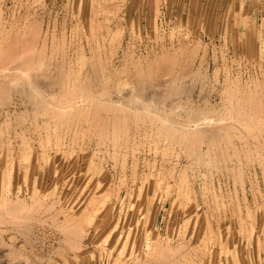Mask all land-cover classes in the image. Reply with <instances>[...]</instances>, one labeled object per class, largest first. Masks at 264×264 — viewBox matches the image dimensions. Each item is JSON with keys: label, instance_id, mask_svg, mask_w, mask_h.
Listing matches in <instances>:
<instances>
[{"label": "rangeland", "instance_id": "obj_1", "mask_svg": "<svg viewBox=\"0 0 264 264\" xmlns=\"http://www.w3.org/2000/svg\"><path fill=\"white\" fill-rule=\"evenodd\" d=\"M0 86V264H264V123L224 109L264 120V0H0ZM172 101L220 146L148 130Z\"/></svg>", "mask_w": 264, "mask_h": 264}, {"label": "bare ground", "instance_id": "obj_2", "mask_svg": "<svg viewBox=\"0 0 264 264\" xmlns=\"http://www.w3.org/2000/svg\"><path fill=\"white\" fill-rule=\"evenodd\" d=\"M74 83L73 80L72 81L68 80L64 83L63 88L66 89L72 87ZM224 91H225L224 93L226 94L229 100L228 105L224 109L230 112L231 109L230 97L234 96L236 97L237 103H239L238 105L240 107L242 108L247 107V105H249L251 108L254 107L253 109L254 114L251 117L252 123L256 124L257 126H260L264 123V120L261 117V112L263 111L262 99L259 98L257 93L255 94V91H253L250 87H244L243 90H241L239 87H236L234 89L230 87H226ZM241 94H243L242 97ZM178 103L177 105H175L174 102V106L170 104L169 107L172 106V108L170 107L171 109L169 113L165 117L161 118V120L160 118L158 119V117L155 116L157 114L156 111H154V109L152 108L153 107L152 103L144 104L143 109L145 111H148V113L149 112L153 113L152 115L149 113V115L151 116L149 119L150 120L149 125L151 127L148 130L154 131L155 128H160L163 122L169 125L166 130V133L168 135L166 137V142H168V145L179 144L182 147L185 146L186 149L188 148L190 149L192 147L193 149L192 151L199 156H203L217 149L220 146V141H218L220 130L218 129L210 130L209 128L205 129L202 126L210 125L212 123L213 116L215 114H218V111L210 106H206V107L203 106L204 108H202L193 105L192 106L188 105L187 106L188 108H186L184 107L185 105L183 106V104L181 103L178 104ZM180 117L181 119L182 118L183 119L179 120ZM259 134H261L260 131ZM259 134L254 135L253 143H255L256 146H259L260 143ZM205 139L206 140L208 139L210 141L209 143H207V146L205 148H202L201 144L202 141H204ZM240 140H241V145H246L248 148H251L252 142L249 143L248 141H244L243 138H240ZM196 144H198V146H196ZM177 161L178 160L167 161L168 167L171 168L170 171L172 176L176 175V178L180 177L181 174L187 172L188 169L186 168L188 167L190 170H192L194 177L195 178L198 177V171H199L198 162L192 160V162H189V165L187 164L186 168L185 167L182 168V167H178L179 163H177ZM178 174L180 176H177Z\"/></svg>", "mask_w": 264, "mask_h": 264}]
</instances>
